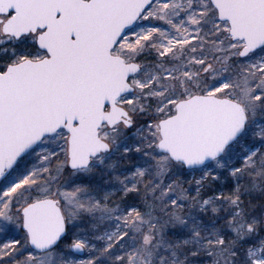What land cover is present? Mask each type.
Wrapping results in <instances>:
<instances>
[{
  "label": "snow or ice",
  "instance_id": "obj_1",
  "mask_svg": "<svg viewBox=\"0 0 264 264\" xmlns=\"http://www.w3.org/2000/svg\"><path fill=\"white\" fill-rule=\"evenodd\" d=\"M0 264H264V0H0Z\"/></svg>",
  "mask_w": 264,
  "mask_h": 264
},
{
  "label": "rangeland",
  "instance_id": "obj_2",
  "mask_svg": "<svg viewBox=\"0 0 264 264\" xmlns=\"http://www.w3.org/2000/svg\"><path fill=\"white\" fill-rule=\"evenodd\" d=\"M187 187V185H185ZM192 194H195L194 191ZM79 258H87L86 256H82V257H79Z\"/></svg>",
  "mask_w": 264,
  "mask_h": 264
}]
</instances>
